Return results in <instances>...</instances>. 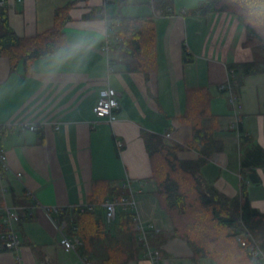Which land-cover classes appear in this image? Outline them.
Listing matches in <instances>:
<instances>
[{"label": "crops", "instance_id": "crops-1", "mask_svg": "<svg viewBox=\"0 0 264 264\" xmlns=\"http://www.w3.org/2000/svg\"><path fill=\"white\" fill-rule=\"evenodd\" d=\"M206 1L173 0L168 14H156L147 0L7 1L10 27L21 37L52 28L55 12L74 5L63 30L66 45L36 59L31 73L22 64L12 69L8 58L0 57V126L11 124L0 134L8 166L0 172V208H21L16 224L21 247L18 253L1 250L0 264H19L17 255L20 264H90L77 250H65L58 224L64 209L92 205L94 191L105 199L133 193L150 235L164 239L151 241L162 254L161 264H215L194 258L187 241L173 236L172 219L154 193L146 145L149 134H170L178 144L192 139V126L183 118L191 89L209 90V110L217 120L208 117L204 125L215 122L216 138L224 143L199 169L205 186L232 199L244 185L251 206L264 213V165L252 170L243 165L250 150L264 151V79L258 78L264 72L242 77L235 86L242 105L239 132L229 128L233 109L228 93L219 89L229 66L255 61L259 53L244 45L246 28L234 14L204 6ZM118 15L154 17L155 71L132 69L112 46L105 51L107 36L117 29L111 19ZM185 49L191 61L184 59ZM107 86L118 93L112 122L95 112ZM22 123L39 129L22 132ZM243 136L249 138L242 141ZM200 153L196 148L179 157L196 161ZM250 173L259 181H251ZM6 220L1 212L0 225ZM105 221L109 226L118 218ZM132 264L152 262L142 254Z\"/></svg>", "mask_w": 264, "mask_h": 264}, {"label": "trees", "instance_id": "trees-1", "mask_svg": "<svg viewBox=\"0 0 264 264\" xmlns=\"http://www.w3.org/2000/svg\"><path fill=\"white\" fill-rule=\"evenodd\" d=\"M173 0H154L156 14H168ZM216 11L234 14L246 28V47L259 53L252 62L232 64L229 69L235 74L237 86L242 77L264 72V0H209L204 3ZM74 5L55 12L52 28L33 37L17 35L9 24L8 10L0 6V57L8 58L11 68L22 64L26 73H31L36 59L56 54L66 45L64 26L69 21V10ZM203 8V7H202ZM119 26H116V21ZM118 39L113 49L137 71L149 74L156 70V26L153 16L126 17L118 15L111 19ZM184 59L193 56L184 50ZM210 93L206 88L191 89L187 94V110L183 118L192 126V139L182 144L173 143L160 135L149 134L146 145L152 163L155 195L173 222V236L184 239L190 246L193 257L208 258L215 264H256L247 247H243L236 236L250 233L256 238L264 252V213L251 206L245 186L236 197L229 199L216 190L205 186L199 175L200 167L214 152H222L224 143L216 138V124L206 127L204 120H217L209 110ZM248 136H243L247 140ZM200 149L196 161L182 160L183 151ZM246 169L264 165V151L250 150L243 161ZM90 202L95 210L72 212L64 209L62 218L76 227L82 244L77 253L90 264H132L139 261L144 250L138 239L137 222L131 211H122L112 231L105 221L101 204L106 200L94 191ZM70 227V233L72 232ZM114 232V233H113ZM151 241H158L153 233ZM164 240V239H162ZM2 249H0L1 251Z\"/></svg>", "mask_w": 264, "mask_h": 264}, {"label": "built area", "instance_id": "built-area-1", "mask_svg": "<svg viewBox=\"0 0 264 264\" xmlns=\"http://www.w3.org/2000/svg\"><path fill=\"white\" fill-rule=\"evenodd\" d=\"M8 0H0V6H5ZM22 1V0H16ZM153 4L154 0H147ZM185 12V11H184ZM119 21H116V26H119ZM118 39L115 35L111 34L107 36L106 45L104 47L105 51L108 52L111 49L112 44ZM229 76L226 82L220 84L219 89L222 92L228 93L229 102L233 109L232 120L229 125L231 130L236 132L240 131L241 119H242V105L239 100V96L235 91V84L233 83L235 72L233 69H228ZM119 108L118 93L116 90L110 86L105 87L100 91L99 99L97 101L95 112L98 118L107 119L109 122L113 121V114L115 110ZM11 124L0 126V134L10 128ZM39 129V125L35 123H22L20 124V130L22 132L32 131L35 132ZM170 138V134L166 135V139ZM6 155L3 149L0 147V172L8 169L6 163ZM20 176V174H19ZM243 180V176L240 175ZM102 208L105 211V218L108 223H112L117 220L119 215V209L125 211H131L135 215V220L137 222L138 239L143 243L144 250L143 255L145 258L149 259L152 264H161L162 254L158 248H155L151 243L150 229L144 225L140 220L138 215L137 202L134 198L133 193L129 195L115 196L111 199H106L102 204ZM94 204L88 205L86 207H81L79 210L85 212L86 210H94ZM20 210L18 206H3L0 208V213L4 212L7 220L4 224L0 225V249L9 250L18 253L21 247V240L18 236L16 224L20 219ZM47 211H56L58 208H46ZM70 221L68 219L62 218L58 224V229L62 234L61 244L67 251H76L79 246H81L82 241L80 237L76 234V227L73 225L72 232L70 233ZM238 233L236 236L237 241L243 246L247 247L252 261L256 264H264V252L259 247V243L256 238H253L249 234ZM17 262L20 264V258L17 255Z\"/></svg>", "mask_w": 264, "mask_h": 264}, {"label": "rangeland", "instance_id": "rangeland-1", "mask_svg": "<svg viewBox=\"0 0 264 264\" xmlns=\"http://www.w3.org/2000/svg\"><path fill=\"white\" fill-rule=\"evenodd\" d=\"M129 2H137L138 0H128ZM204 1H206V0H204ZM209 0H207L206 2H208ZM258 78H262V79H264V77H258ZM261 79V80H262ZM114 223L113 224H111V225H109V228L112 230V231H114ZM114 233V232H113Z\"/></svg>", "mask_w": 264, "mask_h": 264}, {"label": "water", "instance_id": "water-1", "mask_svg": "<svg viewBox=\"0 0 264 264\" xmlns=\"http://www.w3.org/2000/svg\"><path fill=\"white\" fill-rule=\"evenodd\" d=\"M249 177H250L251 181H253V182L259 181L255 173H250Z\"/></svg>", "mask_w": 264, "mask_h": 264}]
</instances>
